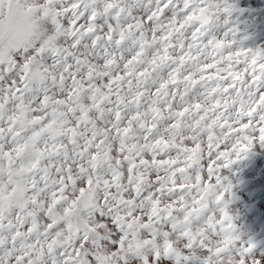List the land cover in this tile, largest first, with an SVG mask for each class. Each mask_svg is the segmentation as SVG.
<instances>
[{"label": "snow or ice", "instance_id": "snow-or-ice-1", "mask_svg": "<svg viewBox=\"0 0 264 264\" xmlns=\"http://www.w3.org/2000/svg\"><path fill=\"white\" fill-rule=\"evenodd\" d=\"M234 10L0 0V264H264L229 207L264 147Z\"/></svg>", "mask_w": 264, "mask_h": 264}, {"label": "rangeland", "instance_id": "rangeland-1", "mask_svg": "<svg viewBox=\"0 0 264 264\" xmlns=\"http://www.w3.org/2000/svg\"><path fill=\"white\" fill-rule=\"evenodd\" d=\"M231 20L247 39L246 47H264V0H230ZM223 30V29H221ZM234 175L231 213L237 216V230L252 238L257 250H264V147L254 145L248 157L232 166Z\"/></svg>", "mask_w": 264, "mask_h": 264}]
</instances>
